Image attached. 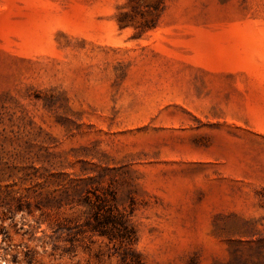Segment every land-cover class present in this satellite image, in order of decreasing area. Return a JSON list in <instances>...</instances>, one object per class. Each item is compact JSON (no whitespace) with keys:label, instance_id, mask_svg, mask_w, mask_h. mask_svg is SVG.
Wrapping results in <instances>:
<instances>
[{"label":"rangeland","instance_id":"rangeland-1","mask_svg":"<svg viewBox=\"0 0 264 264\" xmlns=\"http://www.w3.org/2000/svg\"><path fill=\"white\" fill-rule=\"evenodd\" d=\"M123 255L264 264V0H0V264Z\"/></svg>","mask_w":264,"mask_h":264},{"label":"trees","instance_id":"trees-1","mask_svg":"<svg viewBox=\"0 0 264 264\" xmlns=\"http://www.w3.org/2000/svg\"><path fill=\"white\" fill-rule=\"evenodd\" d=\"M96 207L97 211L92 213L94 222H87L90 229L99 235L107 236L110 240L116 238L126 240V243L130 245L134 230L127 216L122 213H114L111 208L106 207V204H96ZM122 260L127 261V264H143L139 258H127V255H123Z\"/></svg>","mask_w":264,"mask_h":264}]
</instances>
